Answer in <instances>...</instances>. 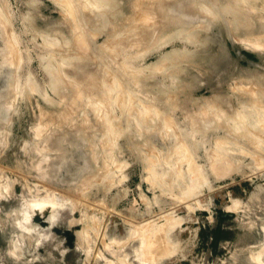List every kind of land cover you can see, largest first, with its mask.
Segmentation results:
<instances>
[{
	"label": "rangeland",
	"instance_id": "374dc122",
	"mask_svg": "<svg viewBox=\"0 0 264 264\" xmlns=\"http://www.w3.org/2000/svg\"><path fill=\"white\" fill-rule=\"evenodd\" d=\"M0 264H264V0H0Z\"/></svg>",
	"mask_w": 264,
	"mask_h": 264
},
{
	"label": "bare ground",
	"instance_id": "6f19581e",
	"mask_svg": "<svg viewBox=\"0 0 264 264\" xmlns=\"http://www.w3.org/2000/svg\"><path fill=\"white\" fill-rule=\"evenodd\" d=\"M150 5H151V4H150ZM150 5H149V6H150ZM152 6H153V5H152ZM146 8H147V7H146ZM151 8H153V7H151Z\"/></svg>",
	"mask_w": 264,
	"mask_h": 264
}]
</instances>
